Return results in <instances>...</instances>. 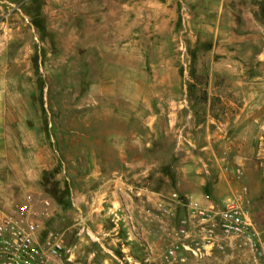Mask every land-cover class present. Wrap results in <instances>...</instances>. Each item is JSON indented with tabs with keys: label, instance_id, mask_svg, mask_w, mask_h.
I'll list each match as a JSON object with an SVG mask.
<instances>
[{
	"label": "rangeland",
	"instance_id": "374dc122",
	"mask_svg": "<svg viewBox=\"0 0 264 264\" xmlns=\"http://www.w3.org/2000/svg\"><path fill=\"white\" fill-rule=\"evenodd\" d=\"M0 93V207L28 202L40 243L58 233L78 264H256L218 231L193 256L207 231L152 210L219 205L232 181L264 228V0H1Z\"/></svg>",
	"mask_w": 264,
	"mask_h": 264
},
{
	"label": "built area",
	"instance_id": "2783aa9c",
	"mask_svg": "<svg viewBox=\"0 0 264 264\" xmlns=\"http://www.w3.org/2000/svg\"><path fill=\"white\" fill-rule=\"evenodd\" d=\"M170 201L172 203L157 200L152 211L156 216L177 219L176 234L186 236L188 223L194 220L207 231L202 246H183L193 256L201 255V249L205 250L211 244L212 233L218 231L237 242L238 247L248 249L256 264H264V228L252 224L251 200L246 187L242 186L218 208H205L197 201L188 200L183 203L186 215L178 218L176 206L181 200L172 194ZM44 204L48 206V202ZM30 215L28 202H22L12 210L0 207V264H78L65 249L58 233L49 234L44 243L39 242V226ZM178 248L174 244L167 254L176 255Z\"/></svg>",
	"mask_w": 264,
	"mask_h": 264
},
{
	"label": "crops",
	"instance_id": "0c3cea01",
	"mask_svg": "<svg viewBox=\"0 0 264 264\" xmlns=\"http://www.w3.org/2000/svg\"><path fill=\"white\" fill-rule=\"evenodd\" d=\"M11 99V96H8L7 93H0V139L1 138H4V135L3 132L5 127H4V123L7 122V118H6V107H10L11 103H10V100ZM7 100V101H6ZM2 134V135H1ZM2 143L0 142V145ZM3 155V152L0 151V158L2 157ZM226 185H228L229 183L227 181H225ZM227 190L226 193H228V196H232L234 195L239 189H235L234 190V185L231 181V187L228 185L227 186ZM225 193V192H223ZM248 194H249V198H251V193L250 191H248ZM201 196V195H200ZM197 202L202 206V207H205V208H218L219 205L222 204V202L224 201H221L219 205H217V203H215V201H204L201 200V199H196Z\"/></svg>",
	"mask_w": 264,
	"mask_h": 264
}]
</instances>
